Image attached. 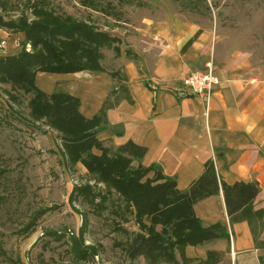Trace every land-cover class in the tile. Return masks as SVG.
<instances>
[{"label": "rangeland", "instance_id": "1", "mask_svg": "<svg viewBox=\"0 0 264 264\" xmlns=\"http://www.w3.org/2000/svg\"><path fill=\"white\" fill-rule=\"evenodd\" d=\"M33 5L117 37L120 56L127 49L146 52L158 36L208 34L206 44L218 60H233L264 78V0H94L96 9L79 0H0V16L23 15L30 23L41 19L33 15ZM163 23L168 31L157 28ZM12 38L13 47L7 48ZM23 40V32L0 27V56L19 53ZM26 50L32 51L29 44ZM101 52L100 64L113 69L119 56L111 48ZM32 96L0 82V264H148L142 256L129 259L123 250L140 229L122 197L81 162L67 164L61 134L31 117ZM156 172L151 169L144 179ZM78 187L89 193H78ZM175 255L181 261L178 250Z\"/></svg>", "mask_w": 264, "mask_h": 264}, {"label": "crops", "instance_id": "2", "mask_svg": "<svg viewBox=\"0 0 264 264\" xmlns=\"http://www.w3.org/2000/svg\"><path fill=\"white\" fill-rule=\"evenodd\" d=\"M168 27L157 25L162 31ZM196 33L177 40L158 36L146 52L132 51L136 57L128 58L126 51L119 55L113 69L101 64L100 71L37 72L35 85L47 94L77 97L86 119L101 113L96 136L102 145L116 148L132 141L145 147V154L134 159L136 166H153L177 190H187L208 161L226 184L257 182L251 209L232 218L221 190L195 203L201 225H219L224 235L186 245L184 255L192 264H264V78L233 60H218L206 44L209 35ZM12 40L7 48L13 47ZM207 61L219 79L209 102L179 94L177 89L186 91L184 77L204 71Z\"/></svg>", "mask_w": 264, "mask_h": 264}, {"label": "trees", "instance_id": "3", "mask_svg": "<svg viewBox=\"0 0 264 264\" xmlns=\"http://www.w3.org/2000/svg\"><path fill=\"white\" fill-rule=\"evenodd\" d=\"M92 9L94 0H79ZM32 13L41 19L27 22V17L3 20L0 27L24 33L22 48L14 55L0 56V82L19 85L33 96L29 100L30 115L34 120L46 123L61 134L67 164L81 162L95 179L112 188L133 214L140 231L132 232L123 250L129 259L142 256L148 264H191L185 257L186 245H196L218 237L223 230L219 225L203 227L195 217L193 206L199 200L222 191L227 214L232 218L237 212H248L259 192L257 182L226 184L216 174L212 161L205 164L202 174L185 191L175 188L174 182L158 170L153 178H145L153 166L137 165L131 168L132 160L140 159L146 148L132 141L117 146L113 156L110 149L97 138V128L102 114L91 119L79 112V99L68 93L46 94L35 85L37 72L74 73L82 70H102V48H111L120 55L119 39L98 30L86 21H73L70 16L54 14L42 6H31ZM197 33L182 47L185 50ZM29 44L32 51L26 50ZM128 58L136 57L126 50ZM100 151L99 154L92 152ZM78 193H89L85 188H76ZM73 195V193L71 194ZM104 198V197H103ZM147 218L149 224L144 222ZM161 230L157 231L156 226ZM175 250H178L179 261Z\"/></svg>", "mask_w": 264, "mask_h": 264}, {"label": "built area", "instance_id": "4", "mask_svg": "<svg viewBox=\"0 0 264 264\" xmlns=\"http://www.w3.org/2000/svg\"><path fill=\"white\" fill-rule=\"evenodd\" d=\"M219 79L211 61L205 63L204 71H191L183 79L182 84L186 91L177 89L179 94L195 95L209 102L213 87L218 84Z\"/></svg>", "mask_w": 264, "mask_h": 264}]
</instances>
